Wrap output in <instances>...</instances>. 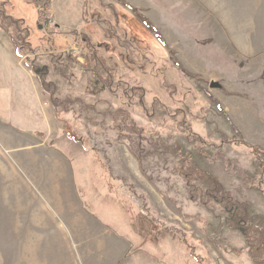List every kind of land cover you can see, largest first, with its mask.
Masks as SVG:
<instances>
[{"label":"rangeland","instance_id":"374dc122","mask_svg":"<svg viewBox=\"0 0 264 264\" xmlns=\"http://www.w3.org/2000/svg\"><path fill=\"white\" fill-rule=\"evenodd\" d=\"M0 45V87L14 96L0 156L30 144L39 158L14 155L24 178L15 167L0 181V264H197L183 241L204 264L264 258V0H0ZM26 104L53 144L29 130ZM61 156L80 162L82 180L62 208L51 178ZM189 158L222 185L217 197L249 205L258 260L218 204L202 205L205 177L181 175ZM42 198L66 228L53 229Z\"/></svg>","mask_w":264,"mask_h":264},{"label":"trees","instance_id":"16d2710c","mask_svg":"<svg viewBox=\"0 0 264 264\" xmlns=\"http://www.w3.org/2000/svg\"><path fill=\"white\" fill-rule=\"evenodd\" d=\"M135 8L132 7V9H134V11L136 10ZM1 46L2 45H0V68H1V65L3 63V60H2L3 55H4L3 51L5 52V50ZM168 50L171 54H174V52L170 51L169 48H168ZM27 58H28V56L26 57V59ZM45 66L46 65H44L43 62H41L38 65H34V67H33L35 73L40 78V82L44 88H46V86L44 84L42 77L46 73V69H43L42 67H45ZM187 74L189 76L196 77L195 74H190L188 72H187ZM198 78L201 79V77H199V76H198ZM0 81H2L1 73H0ZM6 81H9V83L10 82L12 83L11 78L6 77ZM138 89L140 91L142 90V89H140V87ZM46 90H47V88H46ZM112 94H113L114 98H115V96L118 97L119 101L123 102V104H125V105L129 104L128 102L125 101V99L120 98V95L117 92V90L112 92ZM13 98H14V96H13V93L11 92L10 88L0 87V116H3L2 119L4 117H11V115H13V108H14V106H13L14 99ZM26 98H27V95H26ZM20 100H22V99H20ZM26 112H29L31 116H35V118H36V120L33 121L30 119V115L28 113L26 114V122L30 123L31 126H28V128L32 132V134L35 135L36 137H38L42 141L47 140L50 144H53V142L49 141L47 138L46 127L43 128L42 125L40 126L39 121L42 119V116L39 113V111L34 107L33 108L28 107L26 104ZM34 124L36 126H32ZM70 137H71V139L72 138L76 139L73 135H70ZM227 140L231 141V139H227ZM239 144L250 147L253 153L255 151H258V148L256 146L250 145V144L246 143L244 140L241 141V143H239ZM87 155L94 157L93 167L100 161V159H97L96 155L93 152L88 153ZM68 159L71 163L74 185L76 187V182H82L80 169H79L80 162H77L76 159H72V156ZM256 160L259 161L260 159H256ZM182 161L183 162L181 163V165L178 169L181 171L180 173L186 179V181L191 182L194 178H196V177H194L195 176L194 174L199 173V174H201L200 178L205 177L206 181L209 183L210 188H208L206 190V192H204L205 198L201 202L202 205L204 207H209L210 204H212V203L218 204L220 212H219V214L215 215L216 218L219 219V221L221 223L226 224L230 229H233V230L241 233V235L244 237V243L247 246V248L249 249L251 257L254 258L255 260H258V258H257L258 253L256 250L257 242L254 241V237H253L254 236L253 235L254 234V228H256V230H258V228L255 226H249L248 225L249 223H251V220H252V215L249 212V205L247 203L240 202L234 198L233 199H230V198L225 199V197L222 194H225L226 192L224 191L222 185L209 172L201 171V169H199L196 165H194V163L192 162V159H190V158L189 159H182ZM93 167H92V169H93ZM91 172H92V178H93V170H91ZM261 178H262V176H261ZM93 181H94V178H93ZM263 182H264V180H263ZM83 189H84L83 187H79L77 189V192L79 195L85 196V192L83 191ZM217 192H222V194H221L222 196L217 197V195L215 194ZM193 198L195 199V197H193ZM82 204L86 210H88L89 212H93L90 210V204L86 200V198L83 199ZM127 212L129 215V208H127ZM130 219H132V218H130ZM256 232L258 233V231H256ZM182 243L188 249L189 256L197 264L198 263L204 264L202 262V260H200V258L191 250V248L188 247L189 245L187 246L184 241ZM260 260L261 261H254L252 264H264V258H260Z\"/></svg>","mask_w":264,"mask_h":264},{"label":"crops","instance_id":"0c3cea01","mask_svg":"<svg viewBox=\"0 0 264 264\" xmlns=\"http://www.w3.org/2000/svg\"><path fill=\"white\" fill-rule=\"evenodd\" d=\"M132 1L136 2L137 0L136 1L132 0ZM180 39H179V41H180ZM175 43L178 44L177 42H175ZM170 45L173 46V44H170ZM179 45H180V43L178 44V46ZM194 45H196V44L194 43ZM26 56H29V55L26 54ZM26 73H27V70H26ZM36 94H38V92ZM37 96H38V99L40 101H42V102L46 101L45 97H40L39 95H37ZM42 105H41L40 111L44 117L45 125L51 129L50 123L52 122V120L50 119V117L47 116L48 102H46V103L44 102V103H42ZM38 109H39V107H38ZM1 131H2V126L0 125V135H1ZM34 137H36V136H34ZM36 138H38V137H36ZM40 141L44 142V141L39 139L38 142L40 144H41ZM29 146H30V144L26 145V147L25 146L15 147L14 154L10 152L7 155H3L4 158L2 156H0V181L3 179L6 180L7 178H9V174H7V176H6V172L7 171L11 172V168L15 169V167L18 169V171L20 173V174H18V176H20L22 179L24 178V176L20 172L19 166H17L18 164L20 165L19 159L20 158L23 159L25 157H26V159H39L38 157H34V158L31 157L32 155L30 153ZM33 146H36V145H33ZM56 147H57V145H56ZM3 148L4 147L0 144V152H1V149H3ZM14 155H17L19 157V159H16ZM62 157L63 156H61V159H55V161H53L54 162V171H53V174L51 177L54 181L58 182V185L60 186L59 195H57L56 199L59 201V205L61 208L63 207V202H65L67 207H69L71 205L68 198H70L72 191H73V193L75 191L74 190L75 185H74V180H73L71 163L67 157H65V159H63ZM26 159H24L23 161H25ZM44 159H46V158H44ZM12 176H13V174L10 173V177H12ZM40 180H47V175L43 174L39 178V181ZM30 182H31V177L26 174V184L31 185ZM62 186H64L65 191H62ZM66 186H67V188H66ZM33 190H34V192L36 191L35 192L36 195L39 194L41 197H44L36 188H34ZM42 199H43L42 204H44V209L46 211L48 209V212H50V214L52 215L51 217H52V220L54 222L53 229L60 230L61 228H66V224L64 223L65 220L62 219V214L60 212H58L57 210H54L52 207L48 206L47 199H45V198H42ZM86 211L89 214H91L88 210H86ZM65 222L69 224V222H67V221H65ZM68 224H67V226L70 227ZM68 236L70 237V240L68 242H70L71 245L81 243V242H83V240H88V237H81L78 240H76V238L72 237L70 234H68ZM86 242H89V241H86ZM86 242H83V243H86ZM101 244L103 245L102 242H101ZM131 257H132L131 260H130V258H128L126 260L125 264H134V263H132V261L135 260L134 256L132 255Z\"/></svg>","mask_w":264,"mask_h":264},{"label":"water","instance_id":"95a60500","mask_svg":"<svg viewBox=\"0 0 264 264\" xmlns=\"http://www.w3.org/2000/svg\"><path fill=\"white\" fill-rule=\"evenodd\" d=\"M209 85L210 87H219V84L215 81H210Z\"/></svg>","mask_w":264,"mask_h":264},{"label":"built area","instance_id":"2783aa9c","mask_svg":"<svg viewBox=\"0 0 264 264\" xmlns=\"http://www.w3.org/2000/svg\"><path fill=\"white\" fill-rule=\"evenodd\" d=\"M72 50L76 53H79V48L77 46H72Z\"/></svg>","mask_w":264,"mask_h":264}]
</instances>
